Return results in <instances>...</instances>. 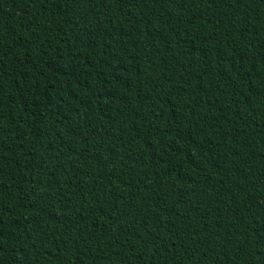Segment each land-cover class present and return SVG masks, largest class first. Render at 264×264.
Instances as JSON below:
<instances>
[{
  "label": "trees",
  "instance_id": "16d2710c",
  "mask_svg": "<svg viewBox=\"0 0 264 264\" xmlns=\"http://www.w3.org/2000/svg\"><path fill=\"white\" fill-rule=\"evenodd\" d=\"M0 264H264V0H0Z\"/></svg>",
  "mask_w": 264,
  "mask_h": 264
}]
</instances>
